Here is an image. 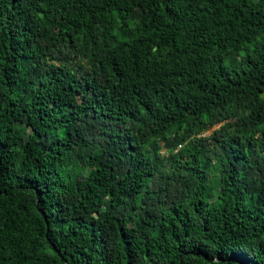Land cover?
<instances>
[{
	"label": "trees",
	"instance_id": "16d2710c",
	"mask_svg": "<svg viewBox=\"0 0 264 264\" xmlns=\"http://www.w3.org/2000/svg\"><path fill=\"white\" fill-rule=\"evenodd\" d=\"M263 93L264 0H0V264H264Z\"/></svg>",
	"mask_w": 264,
	"mask_h": 264
},
{
	"label": "rangeland",
	"instance_id": "374dc122",
	"mask_svg": "<svg viewBox=\"0 0 264 264\" xmlns=\"http://www.w3.org/2000/svg\"><path fill=\"white\" fill-rule=\"evenodd\" d=\"M219 126H220V125H216V126H214L211 130L207 131V132L204 134V136H205V135H209L214 129L219 128ZM182 146L184 147L185 145H181V144L178 145L176 151L179 150V149H182V148H183ZM165 151H166V150L164 149L162 152L165 153Z\"/></svg>",
	"mask_w": 264,
	"mask_h": 264
},
{
	"label": "water",
	"instance_id": "95a60500",
	"mask_svg": "<svg viewBox=\"0 0 264 264\" xmlns=\"http://www.w3.org/2000/svg\"><path fill=\"white\" fill-rule=\"evenodd\" d=\"M263 96H264V93H263Z\"/></svg>",
	"mask_w": 264,
	"mask_h": 264
}]
</instances>
